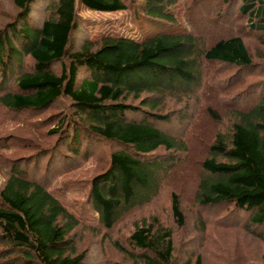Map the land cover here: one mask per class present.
Segmentation results:
<instances>
[{
    "label": "trees",
    "instance_id": "trees-1",
    "mask_svg": "<svg viewBox=\"0 0 264 264\" xmlns=\"http://www.w3.org/2000/svg\"><path fill=\"white\" fill-rule=\"evenodd\" d=\"M35 1L13 0L17 15L0 27V110L34 118L64 97L73 113L47 131L59 138L54 148L32 158L3 157L8 166L0 183V264H91L72 239L83 219L48 188L59 168L54 167L72 169L75 162L69 161L85 141L112 142L117 148L108 166L87 183L86 203L96 224L110 230L148 204L176 160L170 152L185 149L162 128L173 117L158 108L166 96L198 93L206 62L235 68L230 81L257 74L245 38H264V0H48L38 25L30 20ZM79 7L130 10L143 37L91 38L81 27ZM78 28L85 37L76 47ZM255 82L232 99L250 101L229 111L227 131L217 132L208 145L194 201L208 208L230 205L244 212V226L264 228V76ZM160 149L165 152L156 153ZM171 196L172 215L182 225L179 198ZM128 244L130 250L119 248L132 264H175L172 233L155 218L136 223ZM192 264H203L200 255Z\"/></svg>",
    "mask_w": 264,
    "mask_h": 264
},
{
    "label": "rangeland",
    "instance_id": "rangeland-1",
    "mask_svg": "<svg viewBox=\"0 0 264 264\" xmlns=\"http://www.w3.org/2000/svg\"><path fill=\"white\" fill-rule=\"evenodd\" d=\"M47 2L48 0H36L31 6L30 20L34 24L38 25L47 14L45 9ZM17 12L18 8L13 0H0V27L11 21L14 15L16 17ZM78 12L81 27L91 38L106 33L136 39L143 37L133 25L130 10L104 12L79 7ZM240 26L241 23L237 26L241 30ZM83 29L78 28L74 31L76 47L85 37ZM242 34L245 37V34ZM263 40L264 38L259 39L256 35L245 38L257 73L254 76H245L241 73L230 81L228 77L232 73L234 75L235 68L206 62L203 69L207 74L198 93L181 99L169 96L164 98L158 111L170 114L173 118L161 126L182 141L185 149L170 152H174L176 160L164 174L163 183L154 198L148 204L130 211L112 229L106 230L96 224L86 203V194L88 181L108 166L109 154L117 146L107 141L86 146L85 141L79 149L80 154L74 161H69L70 164L75 162L71 164L72 169L66 171L65 168L61 169L60 167H65L61 166L62 163L54 167L59 168L48 188L55 190V193L63 198L62 201L71 213L83 219V224L74 230L72 239L79 251H85L87 262L132 264L119 247L130 250L128 236L134 225L155 218V222L170 229L172 233L175 264H192L197 255H200L203 264H264V228L244 226V212L237 213L229 209L230 205H227L229 208L225 206L208 208L200 207L194 201L200 162L207 155L208 145L217 132L227 131L229 111L237 108L238 104L243 106L250 101L238 103L232 99L264 76ZM54 67L58 72L59 64ZM129 101L137 102L132 99ZM69 104L70 101L62 97L51 108L40 112L34 118L14 113L5 114L0 110V138H9L7 141H0V144L4 145L0 149V183L6 178L8 166L3 157L30 155L29 158H32L39 151L54 148L59 138L56 133L50 134L47 131L53 128L63 115L71 116L73 110ZM208 109L216 111L220 119H213ZM34 121L38 123L32 124ZM59 149L65 152L64 145ZM164 152L160 149L156 153ZM44 164L45 160L39 162L40 172H43ZM68 189H72L73 193L63 196V193H68ZM173 193L178 196L179 206L184 215L182 225H178L172 215Z\"/></svg>",
    "mask_w": 264,
    "mask_h": 264
}]
</instances>
